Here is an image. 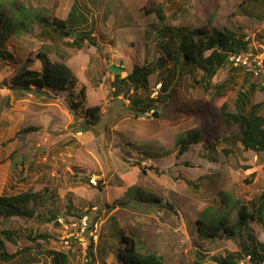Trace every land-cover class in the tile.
I'll return each mask as SVG.
<instances>
[{"label":"rangeland","instance_id":"374dc122","mask_svg":"<svg viewBox=\"0 0 264 264\" xmlns=\"http://www.w3.org/2000/svg\"><path fill=\"white\" fill-rule=\"evenodd\" d=\"M12 1L0 0L9 14ZM15 2V8L32 5L66 19L73 0ZM78 2L88 24L75 28L73 35L50 41L37 28L1 39L0 195L32 191L43 199L37 205L42 215L0 214V230L15 232L14 241L5 240L7 251L27 248L14 260L0 258V264H52L50 252L66 253V264H88L90 251L93 264H124L117 255L124 247L121 233L139 239L144 250L157 252L165 264H217L208 258L226 251L240 254V263L249 264L244 250L250 243L247 234L252 232L264 244L262 217L232 239L199 236L196 225L199 218L207 219L209 208L221 206L224 197L250 207L263 200L264 153L243 148L231 135L236 126L222 121L220 107L225 103L232 111L243 88L252 103L261 104L264 115V90L243 84L245 70H234L237 65L229 63L208 86L202 70L185 67L174 51L169 56L163 46L170 37L168 27L230 28L247 36L253 49L248 51L250 60L255 63L254 58L264 54V0ZM157 5L167 15L161 24L151 13ZM1 25L0 19V31ZM83 31H90L95 43L86 40L79 49L68 45ZM41 52L52 63L65 59L75 82L41 92L5 84L24 69L41 71ZM109 59L121 68L119 77L110 70ZM137 67L152 70L146 81L116 82L128 80ZM250 82L263 86L264 72L252 73ZM163 83L176 89L166 107L157 99ZM138 99L158 101L143 113ZM95 105L100 106L101 120L91 126L85 113ZM25 126L36 130L25 140L16 138ZM195 127L202 129L204 141L179 153L177 140ZM138 192L154 201L133 198ZM235 220L234 216L231 222ZM30 232L51 237L48 242H33L26 237Z\"/></svg>","mask_w":264,"mask_h":264},{"label":"trees","instance_id":"16d2710c","mask_svg":"<svg viewBox=\"0 0 264 264\" xmlns=\"http://www.w3.org/2000/svg\"><path fill=\"white\" fill-rule=\"evenodd\" d=\"M12 4L13 13L9 14L4 8V3H0V19L2 21L0 45L2 44L1 39H6L13 32L22 35L25 32L40 28L41 31L39 35L45 40L51 41L56 37L62 39L65 36L63 31H68L70 35H73L75 28L88 24V17L83 12L82 7H80L78 0H73L66 19L52 17L46 11L34 8L32 5L25 6L22 4L15 8V5H17L15 0L12 1ZM241 5L242 4H240V6ZM152 12L157 16L158 24L163 23L167 18L165 9L162 5H157L151 13ZM166 32L170 34V37L163 46L165 52L171 56V51H174L177 59L179 61L182 60L181 63H183L185 67L202 70L204 73L202 81L206 82L208 86L221 67L227 63L234 64V62L230 61V56L248 53L250 49L253 50L250 48V41L245 34H240L230 28L213 29L212 31H188L185 27H168ZM86 40L92 44L95 43V39L91 36L90 31L79 33L74 38V41L68 43V45L79 49L83 47ZM173 44L176 48L173 47ZM256 51L257 54L260 53L258 50ZM38 57L42 62L41 71L24 69L9 81H5V84L9 85L10 88L19 89L21 91L31 92L37 90L41 92L46 87L60 90L74 83L76 78L72 77V70L65 63V59L60 63H52L47 54L42 52ZM161 60L163 61V58H161ZM262 64L264 70V58ZM159 66L161 67L162 65L159 64ZM140 69L141 68L137 67L129 74L127 76L128 80L126 78L122 80L116 79V82L125 85L129 80L136 83L142 79V82L146 81V78L152 70L148 67H145L142 71H140ZM233 69L245 70L242 83L249 84L250 89L255 90L256 87H258V89L264 90V85H255L250 82V76L254 73V70H252L253 72H249V67L241 64L233 67ZM116 77H119V74H117ZM163 79H168L167 82H170V78L164 76ZM33 86L35 87L33 88ZM162 87L163 94L160 98L157 97V99L160 100L157 101L158 105L166 107L174 96L176 89L173 87L168 89L164 83ZM136 102L140 104L139 109L143 113L147 112L149 107L156 103L154 100H148V103H145L141 99H138ZM260 108L261 104L252 103L249 92L243 88L239 89L237 93L232 111L228 110L225 103L220 107V114L224 124L229 127L236 126V131L231 135L243 145L245 150L254 151L257 154L264 153V115L260 113ZM99 112V105L87 108L85 114L86 117H91L88 120L91 126L97 125L100 122L101 117ZM35 130L36 128L32 126L22 127L16 133L15 137L25 140L28 134ZM203 141L204 135L202 129L200 127H195L186 131L184 135H181L176 144L180 149L179 153L182 154L186 152L192 144L201 143ZM261 197L263 200L258 207L255 205L250 207L248 204L239 200H229L227 197H224L221 202L222 205L216 208V210H211L209 208L206 213L207 219L199 218L196 225L198 235L207 238L225 237L232 239L242 234V229L246 228L251 223L256 224L262 221L261 217L264 219V191ZM133 198H139L141 201L150 203L154 201L153 197L145 196L141 192L135 194ZM42 199L43 196L32 191L13 195H0V214L5 213L7 216H26L28 218L42 215L40 206L37 208L39 200ZM32 201L35 202L34 205L32 207H27ZM155 201L159 200L155 198ZM123 205H126V203H123ZM209 207L213 209L212 206ZM225 207L228 209L227 211ZM46 214H48V212H46ZM234 216L236 220L231 222ZM54 217L55 215L52 214L51 219ZM239 227L241 228L238 229ZM30 233L32 234H27L26 237L33 242H37L38 240L48 242L51 237L48 233ZM247 236L250 243L245 244L248 245V247L244 248L245 252L247 255L251 254L253 264L264 262V244L257 241V238H255L252 232H249ZM119 237L124 247L118 249L117 255L124 264H165L163 256L153 250H144L143 244L139 239L128 238L124 233L119 234ZM14 238V230H0V258L2 260H14L19 254L26 251L25 249L27 248L15 253H9L7 251L5 240L14 241ZM92 247L93 244L88 248L92 249ZM50 254L52 255V264L67 263L68 256L66 253L50 252ZM89 254L90 260H88V264H93V251H90ZM208 259L217 264H240L241 255L236 252L226 251L222 255L212 256Z\"/></svg>","mask_w":264,"mask_h":264},{"label":"built area","instance_id":"2783aa9c","mask_svg":"<svg viewBox=\"0 0 264 264\" xmlns=\"http://www.w3.org/2000/svg\"><path fill=\"white\" fill-rule=\"evenodd\" d=\"M263 58H264V54H262L261 56H257L256 58H254V62H251L252 60H250V55L249 53H242L239 55H232L230 56V61L234 62L235 65H244V66H248L249 68H251L252 70H254V74L258 75L259 72H263ZM246 260L249 261V264H253L252 262V256L251 254L246 255ZM240 264H244L243 262H241ZM260 264H264V262L260 263Z\"/></svg>","mask_w":264,"mask_h":264},{"label":"water","instance_id":"95a60500","mask_svg":"<svg viewBox=\"0 0 264 264\" xmlns=\"http://www.w3.org/2000/svg\"><path fill=\"white\" fill-rule=\"evenodd\" d=\"M63 33L65 34V36H69L68 31H63ZM108 62H109V68H110V70L113 71L115 74H117V73H119L121 71V68H119L116 65L111 64L112 63V60L111 59H109Z\"/></svg>","mask_w":264,"mask_h":264},{"label":"crops","instance_id":"0c3cea01","mask_svg":"<svg viewBox=\"0 0 264 264\" xmlns=\"http://www.w3.org/2000/svg\"><path fill=\"white\" fill-rule=\"evenodd\" d=\"M74 82H75V81H74ZM71 84H73V83H71ZM71 84H69L68 87H69Z\"/></svg>","mask_w":264,"mask_h":264}]
</instances>
